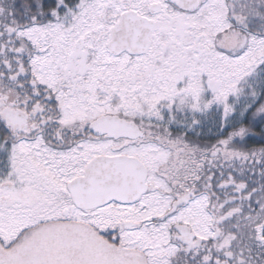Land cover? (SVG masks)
I'll return each instance as SVG.
<instances>
[{
	"label": "snow or ice",
	"instance_id": "6c2138e0",
	"mask_svg": "<svg viewBox=\"0 0 264 264\" xmlns=\"http://www.w3.org/2000/svg\"><path fill=\"white\" fill-rule=\"evenodd\" d=\"M0 264H264V0H0Z\"/></svg>",
	"mask_w": 264,
	"mask_h": 264
}]
</instances>
